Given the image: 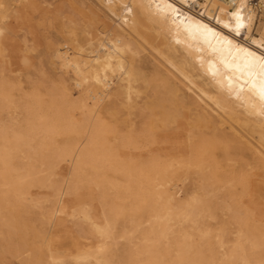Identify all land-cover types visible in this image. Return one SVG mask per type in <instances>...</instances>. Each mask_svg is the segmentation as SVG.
<instances>
[{"label": "bare ground", "instance_id": "1", "mask_svg": "<svg viewBox=\"0 0 264 264\" xmlns=\"http://www.w3.org/2000/svg\"><path fill=\"white\" fill-rule=\"evenodd\" d=\"M66 1L72 88L0 82L1 241L24 264H264V0H91L96 20ZM37 7L0 0L1 70Z\"/></svg>", "mask_w": 264, "mask_h": 264}, {"label": "rangeland", "instance_id": "2", "mask_svg": "<svg viewBox=\"0 0 264 264\" xmlns=\"http://www.w3.org/2000/svg\"><path fill=\"white\" fill-rule=\"evenodd\" d=\"M77 1H79L77 3V6L80 9V11L83 13L82 16L84 18L88 17V15H92L93 20L97 18L96 15H93L88 10L89 9L88 7L93 5L91 0H77ZM36 3L38 9L36 12L37 13L36 17L34 18L36 20V26L34 27L35 35L29 37L27 41V48L25 49L26 61H24L21 64V67L19 69L14 65L12 66L10 65V67L9 66L6 67L7 66L6 65L4 70H7L6 68H8L9 71H7V73L6 72L3 73L2 71L4 70H1L2 68L0 67L1 68L0 72L3 73V74L0 73V75L6 78L5 79L3 77L4 79H2L3 80L2 81L0 76V82L6 85H12L13 93L15 97H21L32 89L42 94H46L50 91L55 90L57 82L60 79H63L64 83H66L68 87L72 88L71 87L72 75L70 73H64L63 71L58 69L59 65L57 60L55 59L54 50L57 47V45L62 44L60 29L63 22L66 21L65 20L66 17L72 16L77 18L79 15L73 14V10L72 8H69L68 4H66L67 3L66 0H36ZM262 8L260 9L262 10ZM260 9L258 13H262ZM146 64L148 66V69L153 70L154 63L148 61ZM1 65L2 64L0 63V66ZM52 67H54L55 69ZM76 97H77L76 91L72 90L71 98L75 99ZM3 111H6L5 112L6 115L3 113V118L4 120H7L8 110L5 109ZM131 121L134 123L133 125L135 131L141 133L144 128L143 127L144 113L135 110L133 116L131 117ZM121 129L125 130L123 129V127ZM182 132L179 131L178 134H182ZM164 134L168 135L167 132H164L162 135ZM160 139L162 141L163 140L166 141L165 137H162ZM56 178L59 179L57 176ZM44 191L45 190L42 189L38 193ZM82 192L84 193L85 196L89 194L87 188H84ZM84 228L86 227L84 226ZM54 238L55 239L53 246H55L57 249L59 250L65 249L67 251H73L75 247L74 242L78 238L77 228L74 225V223L73 222L71 223L69 220L60 222L59 226L55 229ZM0 243H1L0 249L3 248L2 250H0V254H1L0 256L2 255L4 256V257L3 256L0 257V264H24V262L22 261L23 260L22 256L20 257L17 256L15 258L16 254L12 249V247L9 246L10 244L8 241L4 239L1 241L0 239Z\"/></svg>", "mask_w": 264, "mask_h": 264}]
</instances>
